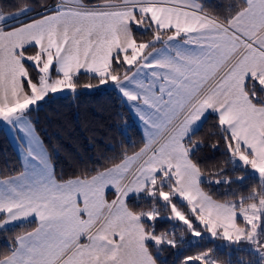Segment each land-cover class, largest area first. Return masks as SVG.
<instances>
[{
    "label": "snow or ice",
    "instance_id": "snow-or-ice-1",
    "mask_svg": "<svg viewBox=\"0 0 264 264\" xmlns=\"http://www.w3.org/2000/svg\"><path fill=\"white\" fill-rule=\"evenodd\" d=\"M32 11H0V123L27 140L23 170L0 178V229L35 223L0 264H157L154 248L184 241L158 233L161 218L264 264V0L216 15L202 0H57ZM103 85L143 122V146L57 178L32 113L51 94ZM209 115L212 147L222 142L234 170L258 175L247 195L219 199L202 186L196 133ZM183 264L232 261L209 248Z\"/></svg>",
    "mask_w": 264,
    "mask_h": 264
},
{
    "label": "trees",
    "instance_id": "trees-1",
    "mask_svg": "<svg viewBox=\"0 0 264 264\" xmlns=\"http://www.w3.org/2000/svg\"><path fill=\"white\" fill-rule=\"evenodd\" d=\"M55 0H0V11L5 15L18 11L19 7L28 4L31 15L50 6ZM95 3L97 0H85ZM207 11L212 14H225L229 4H238L240 0H202ZM95 83V81H93ZM42 102L38 111L32 113L35 131L50 153L57 178L69 179L81 175L85 170L90 174L92 169L110 166L109 158L118 157L122 150L129 154L143 146L144 136L126 106L122 96L111 85H103L91 90H79L63 96H53ZM215 124V116L209 115L196 136L204 141L196 153V158L203 172V187L214 198L231 199L232 193L247 195L258 183V176L233 169L228 161L222 142L220 147L212 145L219 140L210 136ZM118 162V160H117ZM23 170V165L6 130L0 128V178L16 175ZM217 173H220L217 175ZM243 177V179H241ZM217 179H230L231 184H215ZM211 181V183H209ZM111 197V196H110ZM137 207L141 201H130ZM161 215H167L161 208ZM176 222L163 218L157 221V232L173 231L179 240L183 234L184 241L177 247L161 246L160 251L153 249L157 264H183L184 258L212 248L221 260L231 259L232 264L243 261L244 264L254 261L255 257L247 250L219 247L225 242L193 238L184 233L182 227H175ZM35 223L24 227H9L0 230V252L6 251L15 236L23 231H30ZM245 249L247 246H243Z\"/></svg>",
    "mask_w": 264,
    "mask_h": 264
},
{
    "label": "crops",
    "instance_id": "crops-1",
    "mask_svg": "<svg viewBox=\"0 0 264 264\" xmlns=\"http://www.w3.org/2000/svg\"><path fill=\"white\" fill-rule=\"evenodd\" d=\"M120 94V93H119ZM122 96V94H120ZM126 106L128 107L131 115L133 116L134 120L136 121V123L138 124L143 136H144V139H145V134H144V124L143 122L139 119L138 115L136 114L135 110L130 106V103L126 101V98H124L122 96ZM205 120L202 121V124L204 123ZM202 126V125H201ZM1 128V127H0ZM6 130V133L12 143V145L14 146V149L16 150L18 156L20 157V160L22 162V165H23V156H24V148L26 147L27 145V140L25 137H23L22 134H19L17 133L15 130H10L9 127L5 126V127H2ZM200 129V128H199ZM37 134V132H36ZM38 136V134H37ZM39 137V136H38ZM40 139V137H39ZM41 140V139H40ZM44 145V144H43ZM45 147V146H44ZM258 176V175H257ZM111 196V193L109 192V199H111L112 197ZM2 230V229H0Z\"/></svg>",
    "mask_w": 264,
    "mask_h": 264
},
{
    "label": "rangeland",
    "instance_id": "rangeland-1",
    "mask_svg": "<svg viewBox=\"0 0 264 264\" xmlns=\"http://www.w3.org/2000/svg\"><path fill=\"white\" fill-rule=\"evenodd\" d=\"M91 90V89H90ZM72 92L68 91V90H65L64 92L62 93H56V94H51L53 96H63V95H68ZM42 103V102H41ZM0 127H5V125L3 123H0ZM165 216V215H162V217Z\"/></svg>",
    "mask_w": 264,
    "mask_h": 264
},
{
    "label": "built area",
    "instance_id": "built-area-1",
    "mask_svg": "<svg viewBox=\"0 0 264 264\" xmlns=\"http://www.w3.org/2000/svg\"><path fill=\"white\" fill-rule=\"evenodd\" d=\"M56 3H57V0H55L54 2H52L50 6H54Z\"/></svg>",
    "mask_w": 264,
    "mask_h": 264
}]
</instances>
